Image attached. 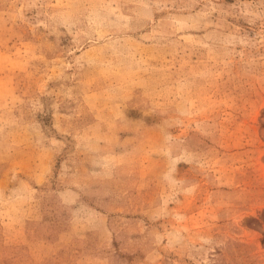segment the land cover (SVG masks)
<instances>
[{"label":"rangeland","instance_id":"374dc122","mask_svg":"<svg viewBox=\"0 0 264 264\" xmlns=\"http://www.w3.org/2000/svg\"><path fill=\"white\" fill-rule=\"evenodd\" d=\"M0 264H264V0H0Z\"/></svg>","mask_w":264,"mask_h":264}]
</instances>
